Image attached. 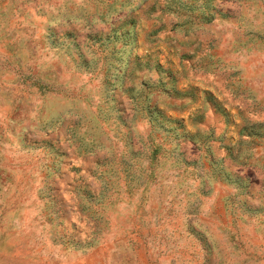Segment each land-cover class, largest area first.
Returning a JSON list of instances; mask_svg holds the SVG:
<instances>
[{"label": "rangeland", "instance_id": "rangeland-1", "mask_svg": "<svg viewBox=\"0 0 264 264\" xmlns=\"http://www.w3.org/2000/svg\"><path fill=\"white\" fill-rule=\"evenodd\" d=\"M0 264H264V0H0Z\"/></svg>", "mask_w": 264, "mask_h": 264}]
</instances>
